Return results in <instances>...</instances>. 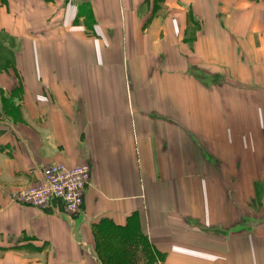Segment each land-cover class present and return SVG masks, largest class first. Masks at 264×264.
<instances>
[{
	"label": "crops",
	"instance_id": "0c3cea01",
	"mask_svg": "<svg viewBox=\"0 0 264 264\" xmlns=\"http://www.w3.org/2000/svg\"><path fill=\"white\" fill-rule=\"evenodd\" d=\"M151 262L264 264V0H0V264Z\"/></svg>",
	"mask_w": 264,
	"mask_h": 264
},
{
	"label": "built area",
	"instance_id": "2783aa9c",
	"mask_svg": "<svg viewBox=\"0 0 264 264\" xmlns=\"http://www.w3.org/2000/svg\"><path fill=\"white\" fill-rule=\"evenodd\" d=\"M90 182L89 162L76 165L53 163L42 170L37 182L16 194V201L23 205L51 209L57 214L75 217L82 212L85 191Z\"/></svg>",
	"mask_w": 264,
	"mask_h": 264
},
{
	"label": "rangeland",
	"instance_id": "374dc122",
	"mask_svg": "<svg viewBox=\"0 0 264 264\" xmlns=\"http://www.w3.org/2000/svg\"><path fill=\"white\" fill-rule=\"evenodd\" d=\"M151 264H153V262H151Z\"/></svg>",
	"mask_w": 264,
	"mask_h": 264
}]
</instances>
